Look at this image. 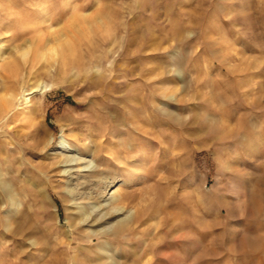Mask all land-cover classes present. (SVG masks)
<instances>
[{"label": "rangeland", "instance_id": "374dc122", "mask_svg": "<svg viewBox=\"0 0 264 264\" xmlns=\"http://www.w3.org/2000/svg\"><path fill=\"white\" fill-rule=\"evenodd\" d=\"M41 1L0 0V264H264V0Z\"/></svg>", "mask_w": 264, "mask_h": 264}, {"label": "bare ground", "instance_id": "6f19581e", "mask_svg": "<svg viewBox=\"0 0 264 264\" xmlns=\"http://www.w3.org/2000/svg\"><path fill=\"white\" fill-rule=\"evenodd\" d=\"M44 1V2H43ZM41 2H43V4L35 11L33 12L31 15L23 18L21 21V24L26 27V26H30V25H35V24H44L46 25L47 23H49L52 18L54 16H51V13H53V11L55 10L56 6H55V2L51 1V0H43ZM64 2H66V5L64 3L65 8H67L70 5V2L68 0H64ZM37 6V5H36ZM37 8V7H36ZM35 10V9H34ZM99 14V13H98ZM97 14V15H98ZM102 16V14H100ZM99 15V16H100ZM80 16V15H78ZM77 16V17H78ZM82 16V15H81ZM80 16V17H81ZM22 17V16H21ZM75 15V19L77 18ZM84 18V17H83ZM74 19V20H75ZM54 20V19H53ZM79 20V19H78ZM76 21V20H75ZM83 22V21H80ZM59 31V28L54 29L52 26H50L49 32L52 34H55ZM83 31V30H82ZM72 39V38H70ZM55 45H53L52 47H50L47 50V53L42 54L41 58L42 59H46V55H51L53 57L55 56H62L65 54L64 56H62V58L64 60H66L69 57H72L74 54L73 50H72V45L70 43V41L68 40H61L60 37H57L55 40ZM75 47H73L74 49ZM60 52V53H59ZM11 70H14L13 68H10ZM18 71V70H17ZM17 74V73H16ZM6 75V74H5ZM11 75V74H10ZM9 80V79H8ZM8 96V95H7ZM11 98V95H9ZM84 208V207H83ZM117 210V209H116ZM82 212L85 213V211L82 210Z\"/></svg>", "mask_w": 264, "mask_h": 264}]
</instances>
